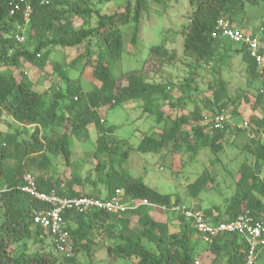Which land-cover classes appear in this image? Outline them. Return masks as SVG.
Returning <instances> with one entry per match:
<instances>
[{"label":"trees","instance_id":"16d2710c","mask_svg":"<svg viewBox=\"0 0 264 264\" xmlns=\"http://www.w3.org/2000/svg\"><path fill=\"white\" fill-rule=\"evenodd\" d=\"M10 1L0 0V116L7 111L21 124L37 126V132L33 134L36 141H39V125L49 129L51 137L59 143L50 148L52 138L45 136L50 151L55 152L59 148L65 165L71 171L67 192L59 189L56 180L48 182L38 178L39 187L46 189L55 184L60 192L67 195L101 197L110 196L121 188L126 197L148 199L156 206H165L163 210L171 212L178 223L177 230L170 232L168 222L157 221L151 216L150 210L154 205H141L122 215L103 211L70 213L67 220L75 243V255L80 251H90L95 231L106 223L104 230L107 237L118 240L107 246V253L115 258L135 257L136 264H195L203 245L214 255L212 262L227 257L226 264H242L245 244L240 235L225 232L211 243H204L192 220L172 209L183 205L179 195L173 203L171 194L154 190L142 177L133 178L120 172L128 160L131 146L127 140L116 135L117 127L106 126L101 116L105 114L103 108L115 109L128 101H135L143 115L155 116L161 133L159 136L144 135L137 147L140 152L160 153L170 147L172 151H178L185 144L195 151L210 146L217 153L223 148L224 138L245 135L247 143L243 147L253 153L254 167L246 166L242 172L237 190L229 199L224 213H220L215 206L205 210L204 215L208 221L217 224L249 209L264 221V215L260 214L264 212V207L261 208V202L254 194L255 190L264 193V143L259 138H250L245 129L232 127L229 120L235 117L234 121L241 122L238 116L242 112L236 106L230 110V115L227 113L225 107L229 95L223 78H215L213 102L204 100L202 105L194 96L197 87L192 85L198 68L209 65L220 71L227 59L241 55L253 79L259 82L257 103L264 108V73L259 71L254 58L244 46L238 47V43L229 39L212 36L220 18H227L250 33L252 29L248 25L250 16L246 7L248 3L256 5L259 0H189L194 9L189 16L190 21L184 25V50L195 62L190 64V76L180 86L184 97L174 96L172 88L169 89L172 84L148 79L144 66L127 72L119 68L126 50V35L122 27L131 31L127 36L131 48L136 50L143 15L148 11L147 0H136L135 4L128 0L124 10L112 13H101L95 9L93 0H53L48 4L33 2L28 24L24 22L22 11L10 13ZM19 36H23L24 40L19 41ZM57 49L65 51L66 66L53 63L52 54ZM150 50L163 55L166 51L160 46H152ZM26 66L38 68L40 72L31 78L27 75ZM89 66L92 67L93 88L85 91L81 76ZM72 70L78 75L72 76ZM44 83H49V86ZM188 101L194 104L191 114L177 113L172 116L174 110L182 109ZM221 113L228 120L224 128L218 129L206 122L207 116ZM93 119L96 120L99 136L92 154L95 176L91 178L80 173L84 160L71 159L70 140L73 135L80 136L86 132ZM250 121L264 128V113L253 115ZM187 125L191 128L187 129ZM191 136L194 143L190 141ZM39 147L47 161L49 157L44 152V146L39 144ZM3 152L0 149V157ZM2 161L0 158V189L5 187L0 193V205L4 208V213L0 214V264H56L52 252H29L27 241L31 237L40 244L45 242L46 237L50 238L42 227L33 224V210L42 203L21 191L19 186L23 176L17 171L5 172ZM86 182H91L96 188L103 184L104 192L100 188L87 193L73 188L75 184L84 186ZM191 187L195 194L199 191L198 185L192 184ZM214 209L218 212L215 213ZM113 216L118 218L112 222L110 218ZM133 216L137 217L140 229L133 225ZM119 224L123 230L115 229ZM11 236L16 237L15 242H18L12 251L9 250ZM263 256L264 246L259 251V257ZM65 259L75 262V256Z\"/></svg>","mask_w":264,"mask_h":264},{"label":"rangeland","instance_id":"374dc122","mask_svg":"<svg viewBox=\"0 0 264 264\" xmlns=\"http://www.w3.org/2000/svg\"><path fill=\"white\" fill-rule=\"evenodd\" d=\"M127 1L105 0L99 2V0H93L94 8L100 10L101 13L122 11ZM131 1L132 4H135L136 0ZM147 6L148 11L143 15L140 42L136 50L131 48L127 36L131 31H126L125 27H122L126 35V50L119 68L121 71L127 72L144 66L148 79L172 84L169 89L172 88L174 96L184 97L185 93L181 92L180 86L190 76V64L195 62V59L184 50V25L190 21L189 16L194 5L189 0H147ZM246 9L250 16L249 27H254L255 30L261 26L264 28V0H259L256 5L248 3ZM152 46H160L162 50L165 49V54L152 52L150 50ZM236 46L240 47V44H236ZM65 54L64 50H55L52 54L53 63H62L66 66ZM52 66L54 64L50 67ZM25 70L31 78L40 72L38 68L31 69L30 66H26ZM84 72L85 74L81 76L82 87L85 91H90L93 88L92 67H87ZM71 75L77 76L78 72L72 70ZM216 77H221L226 82L229 99L225 109L229 115L230 110L236 106L242 112L238 116L239 121H242L243 117L251 120L253 115H263L264 108L257 103L259 82L253 79V75L248 71L247 63L241 55L227 59L225 63H222L220 71L209 65L196 70L192 85L197 87L194 96L201 105L204 104V100L213 102ZM44 84L49 86V83ZM63 86H65L64 83ZM193 108L194 104L188 101L182 109L174 110L172 116L177 113L191 114ZM102 110L105 112L101 116L104 118V124L106 126L115 125L117 127L116 135L127 140L128 145L131 146L128 160L120 172L133 178L142 177L154 190L163 194H171L173 203L176 201V196L179 195L181 203L185 206L198 207L203 213L216 206L220 213H224L229 205V199L237 190V183L242 172L246 166L254 167L253 153L243 147L247 143L245 135H239L237 138L231 136L224 138L222 140L223 148L217 153L210 146L195 151L185 144L178 151H172L170 147L160 153L140 152L137 147L144 135L159 136L161 133V127L155 116L143 115L135 101H128L115 109L103 108ZM204 111L207 110L204 108ZM186 127L190 129L191 125ZM36 130L37 126L23 125L12 118L7 111L0 116V149L4 150L0 158L3 160L5 172L17 171L22 176L25 173H33L37 179H47L48 182L56 180L59 183V189L67 192L69 190L67 181L71 179L70 168L65 165L63 153L59 148L55 152L50 151V148H55L59 143L51 137L49 129L40 125L37 134L39 141H36L33 136L34 133L36 134ZM45 136L52 138L50 148ZM98 136L96 120L93 119L87 125L86 132L80 136L73 135L71 137V159L85 161L80 169L83 176L89 175L91 178L95 176L93 167L95 160L92 154L96 149ZM190 141L194 143L192 136ZM39 144L44 146V152L49 157L47 161L44 160ZM262 175L263 172L260 178ZM192 184L199 187L196 194L193 192ZM73 188L87 193L94 191L96 187L91 182H86L84 186L75 184ZM99 188L104 192L103 184H100L96 189ZM4 189L5 187L2 186L0 193ZM254 194L260 200L261 208H263L264 193L255 190ZM217 212L216 210L215 213ZM3 213L4 208L0 205V214ZM150 213L157 221L168 222L170 232L177 230L178 223L173 219L171 212H166L155 206L151 208ZM260 214L263 216L264 212ZM117 218L113 216L110 221H116ZM132 219L133 225L140 229L141 226L136 221L137 217L133 216ZM106 226L105 223L103 227L95 231L90 251L76 253L74 263L68 262L55 250L49 237L45 238L43 244L35 242L31 237L27 241L28 250L29 252L37 251L39 254L52 252L56 264H136L135 257L131 259L115 258L107 253V246L118 240H111L107 237L104 230ZM115 229L123 230V226L119 224ZM15 239L16 237L13 236L9 239V250L11 251L18 245ZM200 248V252L196 256L198 264H226L227 257L212 262L214 255L204 249L203 245ZM257 264H264V256L258 257Z\"/></svg>","mask_w":264,"mask_h":264},{"label":"built area","instance_id":"2783aa9c","mask_svg":"<svg viewBox=\"0 0 264 264\" xmlns=\"http://www.w3.org/2000/svg\"><path fill=\"white\" fill-rule=\"evenodd\" d=\"M53 0H11L10 13L22 11L25 24H28L33 12V2L48 4ZM263 31V32H261ZM214 38L229 39L245 47L261 73H264V29L244 32L235 26L227 18L218 19ZM19 41L24 37L19 36ZM224 113L215 116H207L206 122L212 123L215 128L222 129L227 123ZM232 127H241L247 131V135L264 143V128L258 127L249 119L237 123L230 119ZM21 191L42 203L33 210V224L42 227L51 238L55 250L64 258L75 256V243L68 226L67 215L70 213L85 214L94 211H103L109 214L122 215L129 210L136 209L141 205L152 206L148 199L126 197L121 188H117L112 195L107 197L94 195L71 196L58 190L55 184L48 188L39 187L38 179L33 173H25L22 177ZM154 205L153 207H155ZM164 209L165 206H156ZM173 210L183 213L191 219L194 227L201 234L204 243H211L214 238L225 232L237 233L244 242L243 263L257 264L259 251L264 246V221L258 219L249 209L244 210L233 219L224 220L217 224L207 220L202 210L195 206L176 205ZM198 264L199 261L196 260Z\"/></svg>","mask_w":264,"mask_h":264},{"label":"crops","instance_id":"0c3cea01","mask_svg":"<svg viewBox=\"0 0 264 264\" xmlns=\"http://www.w3.org/2000/svg\"><path fill=\"white\" fill-rule=\"evenodd\" d=\"M259 28H260V27H259ZM259 28H257V29H259ZM250 29H252V30H253V29H254V27H251ZM257 29H256V30H257ZM245 118H247V117H245Z\"/></svg>","mask_w":264,"mask_h":264}]
</instances>
